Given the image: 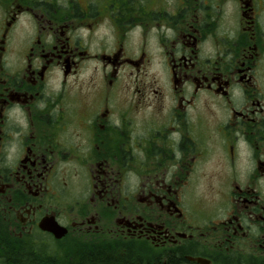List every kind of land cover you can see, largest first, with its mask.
Here are the masks:
<instances>
[{
	"label": "flooded vegetation",
	"instance_id": "flooded-vegetation-1",
	"mask_svg": "<svg viewBox=\"0 0 264 264\" xmlns=\"http://www.w3.org/2000/svg\"><path fill=\"white\" fill-rule=\"evenodd\" d=\"M27 247L264 264V0H0V264Z\"/></svg>",
	"mask_w": 264,
	"mask_h": 264
},
{
	"label": "trees",
	"instance_id": "trees-1",
	"mask_svg": "<svg viewBox=\"0 0 264 264\" xmlns=\"http://www.w3.org/2000/svg\"><path fill=\"white\" fill-rule=\"evenodd\" d=\"M14 244L12 246H16ZM22 245L23 244H19ZM77 245V244H75ZM25 247L28 245H24ZM72 249V250H71ZM70 251L64 255H59L57 258L50 259L45 253H36L32 248L27 247L24 250L10 249L6 255V264H125L129 258L109 257L112 254L100 248L89 250H78L71 248ZM42 255V256H40ZM56 262V263H55ZM133 264V263H126Z\"/></svg>",
	"mask_w": 264,
	"mask_h": 264
}]
</instances>
